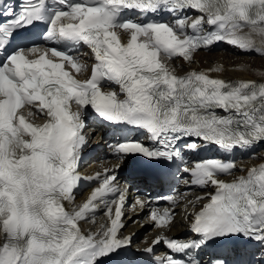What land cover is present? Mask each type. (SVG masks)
Wrapping results in <instances>:
<instances>
[{"label": "snow or ice", "instance_id": "snow-or-ice-1", "mask_svg": "<svg viewBox=\"0 0 264 264\" xmlns=\"http://www.w3.org/2000/svg\"><path fill=\"white\" fill-rule=\"evenodd\" d=\"M257 39L264 45V0H0V264H137L131 237L119 235L123 163L141 158L132 179L162 184L186 155L264 143V83L214 78L215 68L178 76L169 62L191 64L221 44L264 55ZM84 47L90 69L73 54ZM89 120L121 164L81 177ZM178 170L189 187L213 191L189 201L207 200L185 213L187 238L157 236L144 252H166L143 264H264V163L230 182L227 155ZM82 179L99 186L75 206ZM101 208L107 222L84 234L80 224ZM151 220L164 228L174 214Z\"/></svg>", "mask_w": 264, "mask_h": 264}, {"label": "bare ground", "instance_id": "bare-ground-1", "mask_svg": "<svg viewBox=\"0 0 264 264\" xmlns=\"http://www.w3.org/2000/svg\"><path fill=\"white\" fill-rule=\"evenodd\" d=\"M257 47H264L260 40H256ZM264 55L257 54L256 52H250L248 54H242L239 50L232 48L228 45L221 44L217 52L214 53H198L194 56V61L191 64H187L182 61L173 62V68L178 74H185L187 71L196 70H208L215 68L217 71L211 72L210 75L214 78H222L231 81H256L264 83ZM264 161V145L260 147L255 156L251 160L239 161L236 164V176L246 175V171H240V169H248L254 166H258ZM74 205L79 206L81 203L78 200H74ZM67 206V202H66ZM185 211L183 207H178L175 211V221L170 224L169 228L165 231L167 234L176 237L188 229V220L185 219ZM101 220L96 218L94 220H88L82 222L80 227L84 234L96 233L100 228ZM140 230L139 226H131L126 232L137 233ZM142 230V229H141ZM145 231V229L143 228ZM147 231V230H146ZM157 230H151L148 233L149 238L155 236ZM153 234V235H151Z\"/></svg>", "mask_w": 264, "mask_h": 264}, {"label": "rangeland", "instance_id": "rangeland-1", "mask_svg": "<svg viewBox=\"0 0 264 264\" xmlns=\"http://www.w3.org/2000/svg\"><path fill=\"white\" fill-rule=\"evenodd\" d=\"M263 62H264V59H263Z\"/></svg>", "mask_w": 264, "mask_h": 264}]
</instances>
